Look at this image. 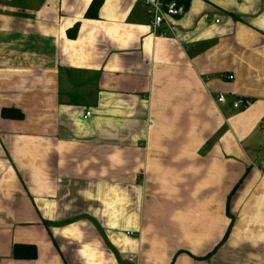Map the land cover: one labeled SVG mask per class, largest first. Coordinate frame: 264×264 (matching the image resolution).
Segmentation results:
<instances>
[{
  "label": "crops",
  "instance_id": "1",
  "mask_svg": "<svg viewBox=\"0 0 264 264\" xmlns=\"http://www.w3.org/2000/svg\"><path fill=\"white\" fill-rule=\"evenodd\" d=\"M92 1L0 0V264H264V0Z\"/></svg>",
  "mask_w": 264,
  "mask_h": 264
},
{
  "label": "trees",
  "instance_id": "2",
  "mask_svg": "<svg viewBox=\"0 0 264 264\" xmlns=\"http://www.w3.org/2000/svg\"><path fill=\"white\" fill-rule=\"evenodd\" d=\"M167 2L171 0H166ZM180 5L186 9L189 6L190 0H176ZM104 0H93L90 4L87 12V18H99V11L103 5ZM79 29L77 24L73 29L69 31L70 37H75ZM2 116L4 118L21 119L24 117V113L17 108H4L2 110ZM13 255L17 259H34L37 257V248L32 244H14Z\"/></svg>",
  "mask_w": 264,
  "mask_h": 264
},
{
  "label": "built area",
  "instance_id": "3",
  "mask_svg": "<svg viewBox=\"0 0 264 264\" xmlns=\"http://www.w3.org/2000/svg\"><path fill=\"white\" fill-rule=\"evenodd\" d=\"M144 3L149 6L153 12L152 26L154 28V31L159 32L160 34H163L162 29L164 28V25H166L167 28L172 27L169 19L171 16H178L184 11V7L180 5L176 0H171L169 2H167L166 0H144ZM229 77L233 78L234 76L230 75ZM217 99L219 101H224L226 99L225 94L219 93ZM239 103V101H236L234 104L235 107H238ZM245 103L246 105H249L250 100H247ZM91 115L92 112L89 110L86 112L85 118H89L91 117Z\"/></svg>",
  "mask_w": 264,
  "mask_h": 264
}]
</instances>
